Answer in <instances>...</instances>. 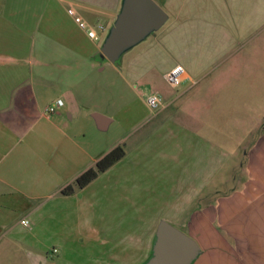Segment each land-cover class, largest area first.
Here are the masks:
<instances>
[{
    "label": "crops",
    "instance_id": "crops-1",
    "mask_svg": "<svg viewBox=\"0 0 264 264\" xmlns=\"http://www.w3.org/2000/svg\"><path fill=\"white\" fill-rule=\"evenodd\" d=\"M154 1L167 21L102 84L96 59L122 0H0V264H145L162 220L205 232L194 264H205L206 247L208 264H264V117L244 126L227 75L194 82L240 43L249 40L248 58L264 55V0ZM69 9L103 26L102 39H89ZM156 45L160 61L173 59L160 69ZM175 65L186 73L177 89L163 78ZM122 81L146 90L144 114ZM217 121L237 124H226L229 135ZM116 146L122 159L62 194Z\"/></svg>",
    "mask_w": 264,
    "mask_h": 264
},
{
    "label": "rangeland",
    "instance_id": "rangeland-1",
    "mask_svg": "<svg viewBox=\"0 0 264 264\" xmlns=\"http://www.w3.org/2000/svg\"><path fill=\"white\" fill-rule=\"evenodd\" d=\"M153 37L154 36L149 38V40L144 45L148 44V42L151 41ZM248 41L247 43L244 42L245 47H244V44L240 43L234 52L218 59L212 66H209L207 68L209 69V71L206 74H204L205 76H202V78L203 77L205 78L202 79L200 76L194 79V82L196 83L199 82L201 84L203 83L207 84L206 82L209 83L211 81L220 82L221 81L220 77L227 75V78L226 77L225 78L228 81L227 86L228 88L231 89V93L233 94V100L235 101V95L237 94L240 96V99L243 101L242 106L234 104L232 107V110L234 112L243 114V116L248 117V120L244 121V126L249 129H253L255 125L257 124V121H261L262 118L264 117V55L260 54V55H257L256 57L248 58L247 56V51H248L247 49L249 47ZM136 47H139V46H136ZM136 47L133 49L136 50ZM155 49H156V53L154 54V56H152V61L159 62L162 59V58L159 59L160 52L163 55H164V52L159 45H156ZM135 50H132V51H135ZM127 53H130V52H127ZM127 53H125L121 57L120 61L117 64H115V66H113L112 64H109L106 60L96 59V62L99 61L98 62L99 64L97 63L99 65V69H104L105 71L104 75L99 77L102 84L103 83L107 84L108 82L112 80V78L109 76L110 69H123L122 59L125 56H126L124 60L125 63H128V61L131 60V58H129V55H127ZM171 61H173V59L170 56H167V59H163L162 61H160L159 64L153 66L152 69H160L161 67L169 64ZM116 81L118 80L115 79V82ZM162 84L163 86L165 85L164 83ZM189 84L190 82H187L186 85H189ZM121 89H122L121 91L122 95H125L126 97H129V98L135 97L134 103H135L136 114L137 115L144 114L145 110L143 107H141V102L139 101V98L143 97L146 91L144 88H142V85L137 82H131L130 84L125 86L124 82L122 81ZM233 115L236 116L237 114H233ZM221 122L222 121H217L212 124L215 125L216 130L218 131L223 130L229 135L230 133H229V130L226 129V124L229 126V128L237 124V123H232V122L229 123V121H223L222 123ZM235 129L237 128L234 127L232 130H235ZM112 131H113V128H112ZM112 131L110 130V132H108L109 134L106 133V136L110 135ZM233 133L235 132L233 131ZM232 172L235 174L236 179L243 177V176L245 177L244 171L241 169L233 170ZM236 189H239V186H237ZM223 193H225L224 190H223ZM183 220L184 219H181L182 222ZM156 223L157 222H154V225H153L154 229H155ZM187 235H189L195 241L200 240L199 239L201 238L200 236H203V237L206 236L205 232L204 233L201 232L200 234L192 233L191 235L190 234H187ZM204 253H205L204 259H206L205 264H208V259L210 257L208 247L204 249ZM141 255L142 253L138 249L137 256L139 257ZM256 262H257L256 260H253V264H255Z\"/></svg>",
    "mask_w": 264,
    "mask_h": 264
},
{
    "label": "water",
    "instance_id": "water-1",
    "mask_svg": "<svg viewBox=\"0 0 264 264\" xmlns=\"http://www.w3.org/2000/svg\"><path fill=\"white\" fill-rule=\"evenodd\" d=\"M153 0H122L120 11L100 48V59L112 65L157 32L167 21ZM194 239L166 221L156 226L151 256L145 264H194L201 255Z\"/></svg>",
    "mask_w": 264,
    "mask_h": 264
},
{
    "label": "built area",
    "instance_id": "built-area-1",
    "mask_svg": "<svg viewBox=\"0 0 264 264\" xmlns=\"http://www.w3.org/2000/svg\"><path fill=\"white\" fill-rule=\"evenodd\" d=\"M68 14L74 18V21L79 26L80 29L86 32V35L89 39L97 42L102 39V34L104 32L103 26H97V27H89L82 21L81 18L75 15L74 11L72 9L68 10ZM164 81L172 88L177 89L180 87L182 82L186 79V73L182 66L175 65L171 69H169L166 73L163 75ZM146 104L147 106L153 110L158 111L163 107V102L157 93H151L146 97ZM47 112H53V108H47ZM20 224L22 226L27 227L29 222L27 220L20 221ZM54 253H56V250H53Z\"/></svg>",
    "mask_w": 264,
    "mask_h": 264
},
{
    "label": "trees",
    "instance_id": "trees-1",
    "mask_svg": "<svg viewBox=\"0 0 264 264\" xmlns=\"http://www.w3.org/2000/svg\"><path fill=\"white\" fill-rule=\"evenodd\" d=\"M125 155L124 148L122 146H116L110 150L105 156H103L99 161L96 162L94 167L86 170L81 175L77 177L73 185L67 186L62 194L68 195L74 192V190L82 189L88 185L92 180H94L98 174L104 172L117 161L122 159Z\"/></svg>",
    "mask_w": 264,
    "mask_h": 264
}]
</instances>
